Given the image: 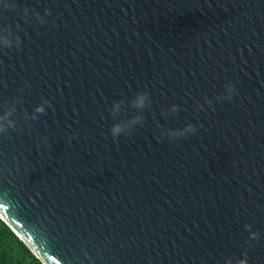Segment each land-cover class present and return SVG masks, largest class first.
Wrapping results in <instances>:
<instances>
[{
	"label": "water",
	"instance_id": "water-1",
	"mask_svg": "<svg viewBox=\"0 0 264 264\" xmlns=\"http://www.w3.org/2000/svg\"><path fill=\"white\" fill-rule=\"evenodd\" d=\"M0 37V219L42 264H264V0H0Z\"/></svg>",
	"mask_w": 264,
	"mask_h": 264
},
{
	"label": "trees",
	"instance_id": "trees-1",
	"mask_svg": "<svg viewBox=\"0 0 264 264\" xmlns=\"http://www.w3.org/2000/svg\"><path fill=\"white\" fill-rule=\"evenodd\" d=\"M42 264L18 236L0 219V264Z\"/></svg>",
	"mask_w": 264,
	"mask_h": 264
},
{
	"label": "clouds",
	"instance_id": "clouds-1",
	"mask_svg": "<svg viewBox=\"0 0 264 264\" xmlns=\"http://www.w3.org/2000/svg\"><path fill=\"white\" fill-rule=\"evenodd\" d=\"M3 37H0V40H2ZM38 111L40 110L39 108L37 109ZM6 115V114H5ZM4 116H0V121L4 120ZM190 127V126H189ZM0 130H2V127H0ZM114 132H119L120 131V127L117 125L114 127L113 129ZM37 264H39V262H37ZM237 264H246V260L245 259H241L237 262Z\"/></svg>",
	"mask_w": 264,
	"mask_h": 264
}]
</instances>
